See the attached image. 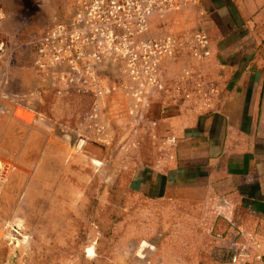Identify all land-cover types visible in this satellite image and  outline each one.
<instances>
[{
    "label": "rangeland",
    "instance_id": "374dc122",
    "mask_svg": "<svg viewBox=\"0 0 264 264\" xmlns=\"http://www.w3.org/2000/svg\"><path fill=\"white\" fill-rule=\"evenodd\" d=\"M202 2L147 18L143 33L168 35L185 45L205 16ZM60 4L4 0L0 33L18 53L19 68L6 88L16 96L4 97L2 111H13L17 122L0 119V264H208L220 215L214 197L199 193L166 204L141 202L138 209L128 194L120 177L124 152L118 131L137 111L118 81L98 99L68 94L62 100L51 89L40 99L33 97L37 88L25 82L24 66L31 63L35 36L66 10ZM6 49L0 57L10 63ZM193 60L184 47L164 60L167 84L171 73L180 76L183 87L188 80L181 100L189 91L197 99L214 92L199 67L191 78L184 72L199 63ZM94 106L99 117L90 119ZM102 126L113 132L114 141L92 149V130ZM78 137L86 139L81 150L73 147Z\"/></svg>",
    "mask_w": 264,
    "mask_h": 264
},
{
    "label": "crops",
    "instance_id": "0c3cea01",
    "mask_svg": "<svg viewBox=\"0 0 264 264\" xmlns=\"http://www.w3.org/2000/svg\"><path fill=\"white\" fill-rule=\"evenodd\" d=\"M202 1L205 16L197 28L207 35L208 54L194 58L199 63L184 72L191 78L199 67L214 92L197 99L189 91L181 100L188 80L183 87L180 76L171 73L167 84L164 73L162 89L148 94L146 104L134 108L137 115L128 119L126 131H118L124 152L120 177L138 209L141 202L166 204L199 193L214 197L220 215L208 264H228L237 252L245 254L244 264H264V0ZM6 48L11 62L0 57L4 109V97L16 96L6 88L19 68L9 40ZM24 70L25 82L37 88L31 90L33 97H44L52 87L31 63ZM68 94L88 95L57 96L65 100ZM5 118L17 122L13 111L0 113V119ZM92 132V149L114 141L104 126ZM133 142L137 152L132 156ZM128 211H133L130 206Z\"/></svg>",
    "mask_w": 264,
    "mask_h": 264
},
{
    "label": "built area",
    "instance_id": "2783aa9c",
    "mask_svg": "<svg viewBox=\"0 0 264 264\" xmlns=\"http://www.w3.org/2000/svg\"><path fill=\"white\" fill-rule=\"evenodd\" d=\"M201 1L60 0L66 10L32 41V69L57 94L77 92L98 99L112 92L118 81L121 92L132 99L133 108H138L146 104L148 94L162 89L164 60L182 47L187 56L194 58L208 54L207 35L201 28L189 32L183 45L168 35L146 36L147 18ZM4 17V0H0V24ZM131 23L138 27L132 29ZM6 45V36L0 33V53ZM3 110L0 101V113ZM89 117H99L95 106ZM85 140L76 138L73 147L83 149ZM244 255L232 254L228 264H244Z\"/></svg>",
    "mask_w": 264,
    "mask_h": 264
}]
</instances>
